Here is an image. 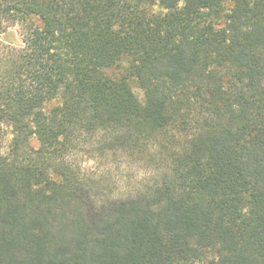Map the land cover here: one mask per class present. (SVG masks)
<instances>
[{
	"label": "trees",
	"instance_id": "1",
	"mask_svg": "<svg viewBox=\"0 0 264 264\" xmlns=\"http://www.w3.org/2000/svg\"><path fill=\"white\" fill-rule=\"evenodd\" d=\"M0 128V264H264V0H0Z\"/></svg>",
	"mask_w": 264,
	"mask_h": 264
},
{
	"label": "rangeland",
	"instance_id": "2",
	"mask_svg": "<svg viewBox=\"0 0 264 264\" xmlns=\"http://www.w3.org/2000/svg\"><path fill=\"white\" fill-rule=\"evenodd\" d=\"M5 37L17 44L21 43V37L15 28H12L11 34ZM127 66L128 62L123 61L118 67L106 69V72L113 77H117L125 73ZM131 87L136 95L142 100L143 92L134 81H131ZM5 133L6 132L0 128V141L3 143V150H5L9 139V136L4 137ZM81 157L80 159H85L86 161V156ZM86 165L91 168V172H93L95 178L101 182V185L108 191L112 192L130 189L138 183L141 178L145 177L146 173V169L143 166L124 158H116V160H114V158L108 157L104 159L89 160L86 162Z\"/></svg>",
	"mask_w": 264,
	"mask_h": 264
}]
</instances>
